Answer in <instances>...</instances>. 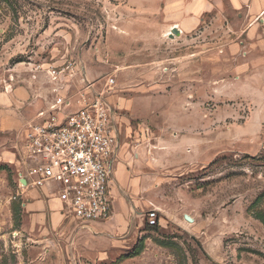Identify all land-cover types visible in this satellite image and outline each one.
Masks as SVG:
<instances>
[{"label":"rangeland","instance_id":"374dc122","mask_svg":"<svg viewBox=\"0 0 264 264\" xmlns=\"http://www.w3.org/2000/svg\"><path fill=\"white\" fill-rule=\"evenodd\" d=\"M250 3L0 0V98L39 85L28 68L44 60L81 57L99 91L114 75L113 182L130 212L118 241L32 220L18 134L0 131V264H264V17Z\"/></svg>","mask_w":264,"mask_h":264},{"label":"built area","instance_id":"2783aa9c","mask_svg":"<svg viewBox=\"0 0 264 264\" xmlns=\"http://www.w3.org/2000/svg\"><path fill=\"white\" fill-rule=\"evenodd\" d=\"M38 74L50 80L53 99L18 134L21 186L50 189L67 219L81 231L97 233L115 208L113 172L121 147L117 117L121 109L110 97L116 79L107 77L97 90L81 57L61 65L35 64L34 79ZM76 80L82 87L74 107L70 91ZM147 218L150 225H161L158 210L149 211Z\"/></svg>","mask_w":264,"mask_h":264},{"label":"crops","instance_id":"0c3cea01","mask_svg":"<svg viewBox=\"0 0 264 264\" xmlns=\"http://www.w3.org/2000/svg\"><path fill=\"white\" fill-rule=\"evenodd\" d=\"M237 5L239 8H242L243 6H246L245 2L250 1L249 4V13L251 17H253V20H260L264 17V0H237ZM187 12V11H186ZM194 12V11H188ZM200 11L194 12V14H191L189 25L191 28H193L198 22L200 21ZM198 13V14H197ZM183 14V16H185ZM188 15V14H187ZM177 28L182 33L183 30L179 26H174L170 29ZM47 63H53L55 65H61V61H48L44 60L42 64ZM36 64V63H35ZM34 63L31 64V66L28 68V71L30 74L33 75V69H34ZM42 81L39 85L35 84V81H32L28 83V85L23 87H17L13 89V91H8L1 96L0 98V131L1 132H16V134H19V132L22 130V127L24 124L32 117L37 115L40 111L46 109L48 107V103L53 99L52 94V84L50 83V80L48 77H46L45 74H38L37 79ZM34 79V80H37ZM78 84L80 88L82 87L80 81L78 80ZM77 87V85L75 84ZM70 94L71 91H70ZM77 107V106H75ZM186 125V124H185ZM180 128H183L184 125L179 124ZM121 145L120 151L118 154V159L116 160L114 164V177L115 173L117 174L116 181H120V179L124 175L125 163L123 161H119L120 156L123 158L122 154H124V149ZM18 164L19 160H18ZM21 182V180H20ZM23 183V182H22ZM24 184V183H23ZM26 191L29 192V197L32 199L31 202L26 204V208L29 211V214L31 215L32 220H36L40 224H48L51 229H59L63 225H69L75 226L77 229V224L72 221L71 219H67V217L64 215V206L58 199L57 195L52 194L51 190L48 188L44 189H27ZM31 193H35V196H32ZM114 197H115V208L112 215L111 220L106 223L98 226L96 228L97 233H90L88 231H81L79 230V233H84L87 235H93V236H107L112 240H117V236L123 234L126 230L129 229V215L130 212L128 209H124L119 197H118V191L114 188ZM119 200V206L117 207V203ZM118 241V240H117Z\"/></svg>","mask_w":264,"mask_h":264},{"label":"water","instance_id":"95a60500","mask_svg":"<svg viewBox=\"0 0 264 264\" xmlns=\"http://www.w3.org/2000/svg\"><path fill=\"white\" fill-rule=\"evenodd\" d=\"M180 34H181V31L179 29L175 28L172 30V36H174V35L179 36ZM185 219L189 223H193V221H194V219L189 217L188 215H186Z\"/></svg>","mask_w":264,"mask_h":264},{"label":"trees","instance_id":"16d2710c","mask_svg":"<svg viewBox=\"0 0 264 264\" xmlns=\"http://www.w3.org/2000/svg\"><path fill=\"white\" fill-rule=\"evenodd\" d=\"M151 226L152 227H156L157 225H154V226L151 225ZM139 252H140V244L138 245V247H136V249L134 250V252L132 254H129L128 256L129 257H136V256H138Z\"/></svg>","mask_w":264,"mask_h":264},{"label":"bare ground","instance_id":"6f19581e","mask_svg":"<svg viewBox=\"0 0 264 264\" xmlns=\"http://www.w3.org/2000/svg\"><path fill=\"white\" fill-rule=\"evenodd\" d=\"M175 29V28H174ZM173 30V29H172ZM172 32V31H171Z\"/></svg>","mask_w":264,"mask_h":264}]
</instances>
